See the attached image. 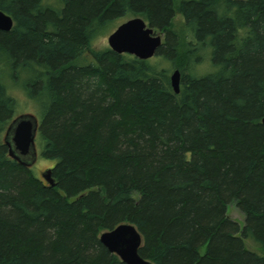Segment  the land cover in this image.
Wrapping results in <instances>:
<instances>
[{"label": "trees", "instance_id": "1", "mask_svg": "<svg viewBox=\"0 0 264 264\" xmlns=\"http://www.w3.org/2000/svg\"><path fill=\"white\" fill-rule=\"evenodd\" d=\"M0 11L13 21L0 32V264H124L99 242L120 224L152 264H264V0H0ZM135 17L162 33L154 57L90 49ZM14 88L36 106L54 186L8 156Z\"/></svg>", "mask_w": 264, "mask_h": 264}, {"label": "water", "instance_id": "2", "mask_svg": "<svg viewBox=\"0 0 264 264\" xmlns=\"http://www.w3.org/2000/svg\"><path fill=\"white\" fill-rule=\"evenodd\" d=\"M12 26L11 17L0 11V32H9ZM161 43L162 33L148 27L140 17L126 20L107 37V45L112 52L128 54L139 60L154 57ZM179 84L180 73L174 70L170 74V85L175 94L179 92ZM261 123L264 125V114ZM37 128V117L31 113H23L17 115L5 131L3 141L8 156L22 167L29 168L36 162ZM41 177L49 186H54L51 169L41 173ZM99 242L124 264H152L138 254L142 238L131 224H120L110 231L102 232Z\"/></svg>", "mask_w": 264, "mask_h": 264}, {"label": "rangeland", "instance_id": "3", "mask_svg": "<svg viewBox=\"0 0 264 264\" xmlns=\"http://www.w3.org/2000/svg\"><path fill=\"white\" fill-rule=\"evenodd\" d=\"M54 0H48V2H53ZM180 0H174V3L177 4ZM124 19H119L117 21H115L111 28L109 30H107V32L99 35L93 42H92V46L90 47V49L92 50H101L104 48H107V37L120 25L124 22ZM173 27L175 28V30H181L182 28V20L179 17V15L176 16V18L173 20ZM204 68V73L207 72L209 69H207L204 66H201V69ZM11 94L16 98L17 102H18V113L23 114V113H31V114H35L36 111V106L34 103L28 101L24 95L23 92L20 89L14 88L11 90ZM37 150V149H36ZM37 159L36 162L30 166L29 168L31 169V171L39 178H41V173L45 172L47 169H51L52 168V161H48V160H44L42 158H40L39 156V150L37 151ZM226 216L233 222H236L240 227L243 225V215L238 212V210L236 209L234 203L230 204L227 206L226 208ZM244 246L247 250L255 252V253H260L259 248L250 240H244ZM201 252H203V248L200 250Z\"/></svg>", "mask_w": 264, "mask_h": 264}]
</instances>
